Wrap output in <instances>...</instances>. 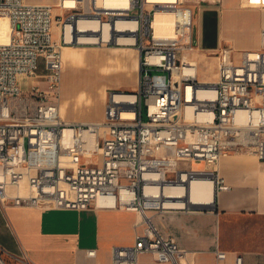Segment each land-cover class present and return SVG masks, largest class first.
<instances>
[{
    "label": "built area",
    "instance_id": "built-area-1",
    "mask_svg": "<svg viewBox=\"0 0 264 264\" xmlns=\"http://www.w3.org/2000/svg\"><path fill=\"white\" fill-rule=\"evenodd\" d=\"M193 1L58 0L52 7L0 0V18L9 27L8 42L0 43L2 207L136 212L135 243L114 247L111 264H139L143 254L160 263L195 264L146 213L208 208L228 189L217 171L222 158L245 154L264 161V31L257 51L220 49L216 81L202 82L191 57ZM158 14L172 16L171 35L156 32ZM66 47L138 50L137 90L111 92L100 122L65 121ZM197 182L212 191L200 206L189 197ZM214 253L216 264H226V252L216 247ZM0 264L31 263L0 247ZM231 264H244L243 257Z\"/></svg>",
    "mask_w": 264,
    "mask_h": 264
},
{
    "label": "crops",
    "instance_id": "crops-1",
    "mask_svg": "<svg viewBox=\"0 0 264 264\" xmlns=\"http://www.w3.org/2000/svg\"><path fill=\"white\" fill-rule=\"evenodd\" d=\"M152 1L176 3L177 0ZM25 2L54 7L58 0ZM191 8L196 45L191 57L198 69L196 54L216 55L225 46L237 54L260 49L264 0H194ZM0 20V37L7 36L8 20L5 17ZM54 31L57 40L59 30L55 27ZM2 39L0 42H6L8 38ZM85 53H92L106 62L101 71L114 74L119 81L109 93H104L101 104L104 118V107L111 92L137 90L140 53L134 48L122 47H66L62 50L63 70L66 64ZM123 54L131 63L126 67L113 65L115 58ZM60 112L69 122L103 120L70 118L63 102ZM217 171L228 189L217 193L212 206L184 212L151 211L147 216L163 236L172 238L188 251L190 263L216 264L217 247L226 252V264H231L237 255L243 257L244 264H264V161L253 155H232L221 159ZM139 222L136 212L124 210L76 212L0 205V247L10 255L26 257L31 264H111L114 247L134 245L136 231L141 229L137 226ZM91 250L95 251V256L88 255ZM139 264L172 263H160L150 254H143Z\"/></svg>",
    "mask_w": 264,
    "mask_h": 264
},
{
    "label": "rangeland",
    "instance_id": "rangeland-1",
    "mask_svg": "<svg viewBox=\"0 0 264 264\" xmlns=\"http://www.w3.org/2000/svg\"><path fill=\"white\" fill-rule=\"evenodd\" d=\"M54 13L57 14L58 10H54ZM4 37L9 39V33L7 36L0 37V41ZM52 38L54 40L57 38L56 31L53 32ZM196 55L200 65L199 80L207 82L216 81L218 68L217 56L209 53L205 56L204 54ZM105 63L94 54L85 53L82 57L64 66L61 102H63L68 110V117L77 120L96 118L102 120L103 112L101 111V104L104 93H109L112 89L111 87L119 82L114 74L101 71V67ZM129 63H131V59L123 54L116 57L112 64L116 65V67H126ZM104 108L106 109V105ZM193 166L195 168H203L202 165L200 166L198 164Z\"/></svg>",
    "mask_w": 264,
    "mask_h": 264
},
{
    "label": "bare ground",
    "instance_id": "bare-ground-1",
    "mask_svg": "<svg viewBox=\"0 0 264 264\" xmlns=\"http://www.w3.org/2000/svg\"><path fill=\"white\" fill-rule=\"evenodd\" d=\"M110 1V0H108ZM124 4V2H123ZM2 24V20H0V25ZM155 27L156 32L160 35H171V26H172V16L171 15H162L158 14L155 18ZM9 33V29H8ZM6 42H0V43H7ZM211 66V65H210ZM200 95H203V93H200ZM191 198V205L200 206L201 203L210 202V199L212 198V191L210 188V185L197 182L191 187L190 196Z\"/></svg>",
    "mask_w": 264,
    "mask_h": 264
}]
</instances>
